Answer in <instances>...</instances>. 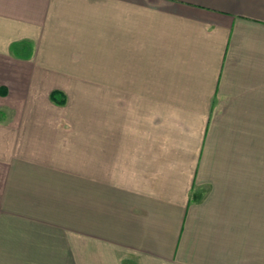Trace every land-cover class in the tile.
Here are the masks:
<instances>
[{
  "label": "crops",
  "instance_id": "crops-1",
  "mask_svg": "<svg viewBox=\"0 0 264 264\" xmlns=\"http://www.w3.org/2000/svg\"><path fill=\"white\" fill-rule=\"evenodd\" d=\"M0 253L264 264V0H0Z\"/></svg>",
  "mask_w": 264,
  "mask_h": 264
},
{
  "label": "trees",
  "instance_id": "trees-1",
  "mask_svg": "<svg viewBox=\"0 0 264 264\" xmlns=\"http://www.w3.org/2000/svg\"><path fill=\"white\" fill-rule=\"evenodd\" d=\"M51 99L58 104H65L67 97L61 90H53L50 94Z\"/></svg>",
  "mask_w": 264,
  "mask_h": 264
},
{
  "label": "rangeland",
  "instance_id": "rangeland-1",
  "mask_svg": "<svg viewBox=\"0 0 264 264\" xmlns=\"http://www.w3.org/2000/svg\"><path fill=\"white\" fill-rule=\"evenodd\" d=\"M0 255H3V253H0Z\"/></svg>",
  "mask_w": 264,
  "mask_h": 264
}]
</instances>
